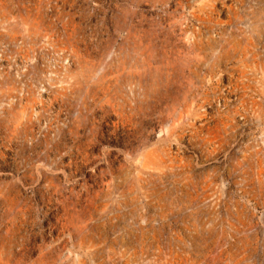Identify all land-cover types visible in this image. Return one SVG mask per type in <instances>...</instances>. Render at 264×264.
<instances>
[{
    "label": "rangeland",
    "instance_id": "rangeland-1",
    "mask_svg": "<svg viewBox=\"0 0 264 264\" xmlns=\"http://www.w3.org/2000/svg\"><path fill=\"white\" fill-rule=\"evenodd\" d=\"M0 264H264V0H0Z\"/></svg>",
    "mask_w": 264,
    "mask_h": 264
}]
</instances>
